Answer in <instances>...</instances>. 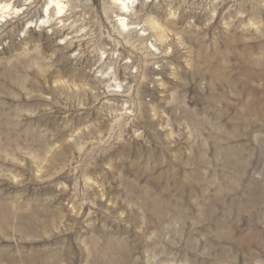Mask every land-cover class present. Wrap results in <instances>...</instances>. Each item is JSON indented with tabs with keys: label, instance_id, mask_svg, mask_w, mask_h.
I'll list each match as a JSON object with an SVG mask.
<instances>
[{
	"label": "rangeland",
	"instance_id": "obj_1",
	"mask_svg": "<svg viewBox=\"0 0 264 264\" xmlns=\"http://www.w3.org/2000/svg\"><path fill=\"white\" fill-rule=\"evenodd\" d=\"M121 3L0 0V264H264V0Z\"/></svg>",
	"mask_w": 264,
	"mask_h": 264
},
{
	"label": "bare ground",
	"instance_id": "obj_2",
	"mask_svg": "<svg viewBox=\"0 0 264 264\" xmlns=\"http://www.w3.org/2000/svg\"><path fill=\"white\" fill-rule=\"evenodd\" d=\"M119 2H121L122 1V3H121V8H120V10H121V13H127L128 12V9H127V5H126V1H129V0H118ZM50 3H54L56 6H57V10H58V12L60 13L61 11H62V5L60 4V2L59 1H56V2H54V1H51ZM6 7H8V6H6ZM6 7H3V8H6ZM0 9H1V7H0ZM7 9V8H6ZM3 10V9H2ZM5 10V9H4ZM61 14V13H60ZM119 23H120V25H121V28H123V29H126L127 28V23H125V20H124V18H119Z\"/></svg>",
	"mask_w": 264,
	"mask_h": 264
}]
</instances>
